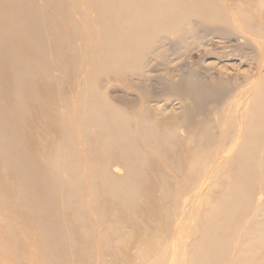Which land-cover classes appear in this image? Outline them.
<instances>
[{"label":"rangeland","instance_id":"1","mask_svg":"<svg viewBox=\"0 0 264 264\" xmlns=\"http://www.w3.org/2000/svg\"><path fill=\"white\" fill-rule=\"evenodd\" d=\"M32 1L35 6L21 9L28 16L34 10L48 11L41 8L50 0ZM57 3L72 8L79 21L75 20L77 31L85 40L93 36V30L98 28V14L89 0H57ZM214 3L222 16L220 20L205 14H187L174 33L147 31L142 39L144 51H138L139 54L135 53L136 57L130 59L140 65L139 70L127 68L115 72L106 68L99 72L95 83L100 90L93 91L96 95L103 94L104 105L130 115L134 130L142 120L140 123L147 125V129L142 130L145 135H165L169 143L164 145L167 152L162 153L151 140L136 138L141 186L132 211L134 215L127 216V211L132 213L129 208L123 209L119 202L110 200L105 186L97 182L101 197L94 198L91 181L95 178L88 164L96 163L102 171L117 178L124 176L127 168L116 153L97 155L108 150L87 148L81 132H75L74 126L68 127L73 131L77 155L80 154L79 173L73 174L83 173V179L76 184L78 191L60 192L55 204L69 215L80 214L89 226L67 219L76 244L74 254L65 258L66 264H191L201 230L216 232L223 228L229 240L226 258L221 264H247L239 258L240 251L245 250L244 237L256 231V224L264 225V107L256 109L253 105L257 94L264 90V0L244 3L214 0ZM242 4L247 9L241 14ZM53 15L62 30L66 54L77 52L82 41L71 39L65 20L59 14ZM4 37L11 46L8 56L0 57L1 65L7 69L21 64L38 39L48 38L45 34ZM87 47L94 46L87 44ZM45 56L52 61L48 53ZM83 59L90 65L88 56H81L80 60ZM86 64L79 74L72 73L68 67L63 70L64 76L58 77L65 86L62 91L69 102L65 109L72 119L76 95L86 86L80 82L87 73ZM39 66L37 62L31 69L34 77L41 72ZM42 73L53 76L52 69ZM1 83H8L3 76ZM49 83L42 88L36 82L37 95L54 97L58 87L53 81ZM36 102L26 96L1 100V121L9 112L22 113L28 109L27 118L14 123L11 129L18 128L22 139H30L32 133L39 130L38 119L45 113ZM63 108L60 103L51 107L56 111ZM256 115L260 117L262 134L258 138H247L246 125L254 122ZM50 131L44 132L41 138ZM210 132L211 140L207 139ZM206 140L209 141L203 144ZM42 141V145L33 147L38 160L43 157L39 151L49 146L43 138ZM243 142L256 146L249 161L254 167L252 199L241 206L230 198L227 202L230 220L224 226L222 219L213 218V213L221 198L231 195L234 180L240 175L238 149ZM5 149L16 150L7 145ZM88 153L91 154L86 156ZM19 189L15 166L2 160L0 264H12L6 255L12 254L13 240L21 237L27 242L17 224L24 215L17 213V219L7 227L6 215L1 212V203L7 198V203L12 204L13 199L19 197ZM19 254L23 264V251L19 250ZM254 260L253 264H264V249Z\"/></svg>","mask_w":264,"mask_h":264},{"label":"bare ground","instance_id":"2","mask_svg":"<svg viewBox=\"0 0 264 264\" xmlns=\"http://www.w3.org/2000/svg\"><path fill=\"white\" fill-rule=\"evenodd\" d=\"M240 1L244 3L248 0ZM89 2L98 14L96 21L98 28L93 30V36L90 35L85 40L83 34L77 31L78 24L75 20H78L70 6H62L57 0H50L44 8H37L52 13L34 10L28 16L25 10L21 9L35 6L32 0H0V57L1 55L7 57L11 48L5 35L48 36L45 39H38L29 50L30 55L12 69L2 66L0 59V104L1 100L26 96L35 99L36 106H41L45 110L38 119L39 132H33L30 139H22L18 128L11 129L14 123L18 121L20 123L21 119L27 118L28 109L22 113L9 112L2 121L0 113V166L2 160L12 163L20 186L19 197L13 199L15 201L12 204L7 203L6 198L1 203V212L6 215L7 227L17 219V213L23 214L24 217L18 219L17 224L27 238V242H23L21 237L13 240L12 254L6 255L8 260H12V264H21L19 250L23 251V264H66L65 258L74 254L76 244L67 219L70 218L78 225L89 226L88 221L80 214L73 212L69 215L55 204L60 192L78 191L80 188L76 184H80L83 179V173L73 174L76 171L79 173L77 162L80 161V154L77 155L73 131L68 129L69 126H74L75 132L77 130L81 132L87 148L99 147L108 150L107 153H96L99 156L116 153L127 168L126 174L117 178L110 175V172L102 171L96 163L88 164L95 178V181L93 179L91 181L94 198L101 197L97 184L99 183L105 186V193L110 200L119 202L123 209L129 208L131 212L135 209L136 195L141 186L137 170L140 165V154L136 147V138L151 140L162 153L167 152L164 145H168L169 141L165 135L155 137L145 135L142 130H146L147 125L140 123L142 120L134 130L130 115L121 108L119 109L121 111L111 110L104 105L106 102L103 94L96 95L93 91L100 90L96 88L95 83L100 77L99 72L106 68L115 72L127 68L139 70L140 65L133 64L130 59L136 57L135 53L144 51L142 39L151 29L174 33L181 27L182 19L187 14H205L209 18L217 17L219 20L222 18L214 0H89ZM246 9L247 7L242 4L239 11L242 14ZM53 13L61 15L65 20L71 30V39L82 41L83 44L77 48V52L66 54L61 38L62 30L59 29ZM87 44L94 47L88 49ZM92 52L90 55L92 57H89ZM47 53L52 61L47 60L45 56ZM85 55L88 56L90 65L84 63L87 59L80 60V57ZM37 62H40L41 72L34 77L31 69ZM85 64L88 65L87 73L80 82L86 86L80 88L76 95L72 119L71 114L65 109L69 106L68 99L62 91L65 90V86L58 77L64 76L63 70L68 67L72 73L79 74ZM51 69L53 76L42 73ZM1 76L9 84L1 83ZM50 81L55 82L58 87L55 96L37 95L34 90L35 83L45 88L46 85H50ZM263 99L264 90L253 100L256 109L264 107ZM58 103L64 108L58 111L51 109ZM48 129L51 130L50 133L42 138L49 146L39 151L38 154L43 157L38 160L33 147L42 145L41 136ZM261 134L260 117L256 115L254 122L246 125V136L258 138ZM212 138L210 132L207 139ZM97 140H100V143ZM6 145L13 146L16 150L5 149ZM255 149V144L249 142H243L238 149L240 175L234 180L231 195H224L213 213V218L222 219L224 226L230 220L227 210L230 198L241 206L251 202L254 167L249 161ZM125 215L133 216L134 212L127 211ZM228 240L225 228L216 232L210 229L206 232L201 230L199 242L195 243L192 252L191 264H221L226 258ZM244 240L245 250L239 253L240 262L253 264L255 255L264 249V225L256 224V231L245 236Z\"/></svg>","mask_w":264,"mask_h":264}]
</instances>
